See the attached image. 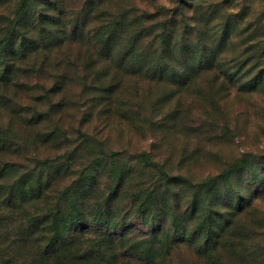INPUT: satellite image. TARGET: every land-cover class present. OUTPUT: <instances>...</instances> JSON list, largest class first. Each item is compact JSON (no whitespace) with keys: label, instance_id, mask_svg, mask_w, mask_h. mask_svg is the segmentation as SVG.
I'll return each mask as SVG.
<instances>
[{"label":"rangeland","instance_id":"1","mask_svg":"<svg viewBox=\"0 0 264 264\" xmlns=\"http://www.w3.org/2000/svg\"><path fill=\"white\" fill-rule=\"evenodd\" d=\"M64 1L124 25L0 0V264H264V0Z\"/></svg>","mask_w":264,"mask_h":264},{"label":"trees","instance_id":"2","mask_svg":"<svg viewBox=\"0 0 264 264\" xmlns=\"http://www.w3.org/2000/svg\"><path fill=\"white\" fill-rule=\"evenodd\" d=\"M23 1L24 0H22V2ZM47 3H48L47 4L48 8H49V10H52L51 14L53 15V16L49 17L47 25H50L51 28H48L47 33H49V34H54V32L56 33L55 41L51 40L52 42L49 44L51 47L58 46V43L61 42L62 40L67 42L66 45L69 44L68 42H74V41L79 42V41H81L82 35H83L82 31H84V29L86 28L87 31H85V32L90 34V37L91 38L93 37L98 42V44L101 45V47H103L104 49L112 48L113 46H112V44L110 46V43L112 41V38H114L115 31H117L118 29L122 30V27L124 25V23L122 21H118V20L107 21L105 23L98 22L96 24L95 23L93 24V22L80 21L79 18H77V17H74V18L68 17L67 18V15L71 12V9H70V7L66 6V4H68L66 1H64V0H60V1L47 0ZM91 7H92V2H90L88 5V8H91ZM21 10H24V9L21 8ZM56 12L58 13V16L54 18V16H56V14H55ZM53 27H57V28L54 29ZM160 35H161V33H160ZM161 38H162V35H161ZM41 39L43 40L45 38H41ZM98 44H97V46H98ZM26 45L25 44L23 45L24 49H31L30 52L36 51L38 49V44H35V42H30L29 44H26ZM6 46H7V44H6ZM0 50L3 51L4 49L0 48ZM27 52H29V51L23 52L22 56ZM209 62H211V61H209ZM40 165L44 166L45 165L44 161H41ZM233 166L236 167L237 165L234 164ZM11 188H12V191H14L15 186H11ZM18 192H19L18 188H16V194L14 195V194H11V192H10L9 197L6 198V200L8 203H12V202L17 200V202H18L17 205L19 207V205H21L20 201L25 202L26 200H24L25 198L23 200H21L22 198H20V197L18 199H16V197L18 196L17 195ZM0 195H3L1 188H0ZM48 219L50 220L52 225L56 226V224L59 220V217H58V215H56L50 211L46 212V214H43L41 216V218H39L37 215L32 213V214H30L29 219L26 221V224H30V226L33 227V230L31 232L32 234L33 233H37V234L42 233V235H43L44 232L48 233V230L46 228L47 223H48L47 222ZM206 224L209 226L208 223H206ZM163 231H164V229L161 227L159 230V233H157L156 235L158 236V234L159 235L162 234ZM49 232H50V230H49ZM212 234H213L212 230L211 229L208 230V232H207L208 240L211 239ZM223 234H222V236H223ZM57 235L58 234L55 235V239H57L56 238ZM219 237H220V235H219ZM24 239L25 238L19 237L16 241H17V243H22L24 241ZM216 246H218V243H217V245L216 244L214 245V248H216ZM17 248H19V247H17ZM42 248L43 247L39 248V246L35 245V247L34 248L32 247L31 250H32L33 254L37 255L39 253V251H41ZM49 249L50 250H48V254H47L48 258L54 257L57 254L58 249H53V248H49ZM49 251H51V252H49ZM150 255L151 254H148V252H145V256L149 257ZM144 264H152V260L147 258V261H145ZM202 264H208V263L204 262Z\"/></svg>","mask_w":264,"mask_h":264}]
</instances>
